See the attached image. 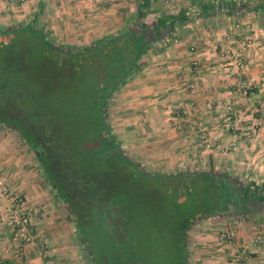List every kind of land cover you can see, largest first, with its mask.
Wrapping results in <instances>:
<instances>
[{"label":"rangeland","instance_id":"1","mask_svg":"<svg viewBox=\"0 0 264 264\" xmlns=\"http://www.w3.org/2000/svg\"><path fill=\"white\" fill-rule=\"evenodd\" d=\"M209 1L213 5L219 2ZM15 2L17 0H9L11 4ZM166 2L164 16H177L183 12L191 21L190 27L181 33L175 32V41H179V36L189 37L198 30L207 32L210 28L208 20L199 23L197 12L189 6L190 0ZM243 16L246 15H237L236 18ZM45 18L30 15L21 21L2 24L0 30L31 24L44 33L47 42L67 51L92 48L99 42L94 40L89 45L64 43L58 35L49 31ZM132 18L128 19L125 12L120 28L105 38L126 29ZM249 18L252 19V15ZM219 25L227 27L229 23L224 21ZM187 31L188 35L185 34ZM175 41L166 39L162 43L154 42L152 50L142 60V68L165 49L163 44L168 47ZM41 45L38 37L26 33L0 34V119H4L5 127L13 131L18 128L19 135L30 139L34 145L46 147L45 144L49 143L53 147L56 144L59 148L56 154L66 161L60 165L50 163L46 166L44 163L43 167L40 166L41 176L50 186L52 220L49 221L57 227L60 223L65 226L63 239L56 241V245L67 244L70 250H76V257L70 256L76 264H244L248 259L246 240L255 243L256 236L260 234L255 223L243 221L240 211L231 216L223 214L196 219L186 231L183 251L180 245L182 225L191 216L198 201L190 200L191 190L184 189L181 181H144L134 169L153 177L191 171L225 174L247 192V197L261 200L250 204L255 213L264 210V175H247L238 168L228 171L223 168L224 157H221V161L216 158L214 165L209 166L205 152L211 149V142L204 137L196 143L199 152L194 158H189V162H161L150 155L154 153L147 148L150 142L133 141L128 137L130 127L124 123L127 115L121 99L130 81L111 95L107 106L102 109L99 60L73 63L60 55H49ZM227 50L224 48V51ZM231 54L221 58L230 63L228 58ZM235 110L238 120L239 112ZM169 114L171 128L182 130L187 111L179 107L171 109ZM223 117L226 119L223 129L230 130L235 121L228 120L225 109ZM227 122L230 123L228 126ZM104 124L133 168L122 160L121 153L110 152L106 147L105 138L108 135L104 132ZM204 140L208 147L203 144ZM22 149L26 154L35 156L27 143L23 144ZM56 167L61 169L63 175ZM36 212L40 214V211ZM32 214L30 212L31 230ZM43 221L45 225L46 221ZM0 228L7 234L0 247H4L3 252L13 251L20 263L27 264L24 254L30 245L42 249L40 255L45 261L53 258L48 251L49 245L54 244L52 238L49 242L35 241L36 235L32 230L29 244L13 245L11 231L8 238L11 227L6 218L0 220ZM236 250H245L247 259L236 263ZM1 256L0 260H4Z\"/></svg>","mask_w":264,"mask_h":264},{"label":"crops","instance_id":"2","mask_svg":"<svg viewBox=\"0 0 264 264\" xmlns=\"http://www.w3.org/2000/svg\"><path fill=\"white\" fill-rule=\"evenodd\" d=\"M125 12L128 19L133 17L136 2L17 0L11 4L9 0H0V25L21 21L30 15L44 16L49 31L58 35L62 42L89 45L118 30ZM249 15L236 18L237 15L212 13L198 17L199 23L210 21L207 32L198 30L168 47L163 44L165 49L144 65L139 76L126 85L122 94L127 115L124 123L130 127L129 138L150 142L147 148L154 152L150 155L161 162L182 163L196 156L199 152L196 143L204 137L211 142V149L205 152L209 166L214 165L216 158L221 161L224 157L223 168L228 171L238 168L247 175H264V18L252 15L251 19ZM224 21L229 23L227 27L219 25ZM224 48L233 57L241 54L242 66L222 59L220 54ZM242 82H247L250 87L251 94L246 98L239 96L238 84ZM229 103L238 110L239 117L232 122L230 130H224L223 108ZM207 106H212V111L206 110ZM179 107L185 109L187 115L183 129L175 131L171 128L169 113ZM14 131L0 122V177L8 184L10 192L22 198L27 210L33 213L35 241L49 242L52 238L54 242L48 250L53 257L51 261L42 258V249L37 245L26 249L24 259L27 264H76L70 258L76 257V250H70L67 244L56 245V241L63 239L65 226L60 223L57 227L49 221L50 186L41 176L38 157L28 144L35 156L25 153L22 149L25 140L18 130ZM8 206V202L0 204L2 221ZM252 222L260 234L255 243L246 240L248 259L244 264H264V210L254 213ZM5 235V230L0 228V242ZM3 251L4 247H0L4 259L0 264H22L13 251Z\"/></svg>","mask_w":264,"mask_h":264},{"label":"trees","instance_id":"3","mask_svg":"<svg viewBox=\"0 0 264 264\" xmlns=\"http://www.w3.org/2000/svg\"><path fill=\"white\" fill-rule=\"evenodd\" d=\"M166 5V0H137L136 13L128 23L126 29L118 32L116 35L104 38L92 48L76 49L75 51L63 50L61 47L50 44L46 41L44 33L41 30H36L31 24L13 29H2L0 30V34L6 35L20 32V34L26 33L36 36L40 39L41 47L49 55H60L66 60L73 61V63L88 62L89 59L99 60L97 64L100 69L98 81L101 82L102 86V90L100 89V91L102 95V109H104L111 95L139 74L143 66L142 60L152 50L154 42L162 43L166 39L175 41V32L181 33L187 25L191 24V21L187 20L183 12H180L177 16H164ZM189 6L193 11L197 12L196 17L201 18L207 17L212 13L233 16L251 14L264 18V2L244 3L239 0H219L217 5H213L209 0H190ZM187 32L185 34L188 35L189 32ZM179 37V40L184 38L183 36ZM155 52L157 53L158 51L156 50ZM1 121L4 122V119H0ZM14 125L17 124L14 123ZM103 128L104 132L108 135L105 138L106 147L110 152L117 151L121 153L115 144V138L110 134L106 124L103 125ZM22 138L36 152L41 167L44 166V163L48 166L50 163L60 165L61 162H66L60 154H56V150H59L56 144L51 147L47 143L45 144L47 145L46 147H41V145H34L30 139L24 136ZM121 158L132 167L131 162L122 153ZM56 169L62 174L59 167H56ZM135 171L141 175L144 181L157 179L165 180L169 183L181 181L183 188L191 190L192 198L190 200L198 201L194 206V211L190 214L191 216L186 217L187 219L182 225L180 245L183 247V251H185L184 237L186 231L194 220L206 216L217 217L223 214L231 216V214L233 215L240 211V214H243V221L253 223L252 217L255 211L250 208V204L261 202L259 199L247 197V192L240 188L234 179L225 174L212 171H191L179 172L172 176L153 177L134 169ZM185 260L187 259L185 258Z\"/></svg>","mask_w":264,"mask_h":264},{"label":"built area","instance_id":"4","mask_svg":"<svg viewBox=\"0 0 264 264\" xmlns=\"http://www.w3.org/2000/svg\"><path fill=\"white\" fill-rule=\"evenodd\" d=\"M14 1V0H12ZM231 53L229 50L222 51L220 57H226ZM228 58L231 62L237 66H242L241 54H236L233 57L231 54ZM239 96L242 98L248 97L250 92V87L247 82H242L238 86ZM209 110L213 109L212 106H207ZM226 114L229 115L228 120L235 121L237 119V112L235 107L232 104H226L224 106ZM230 123L227 122V126ZM203 144L208 147L207 141L204 140ZM3 202H8V210L5 212L6 221H8L11 227V243L13 245H25L29 244L32 241V230H31V217L30 211L27 210L25 206V201L14 196L8 187L6 181L0 177V204ZM235 261L236 263L242 262L247 259V254L245 250H236L235 251Z\"/></svg>","mask_w":264,"mask_h":264}]
</instances>
